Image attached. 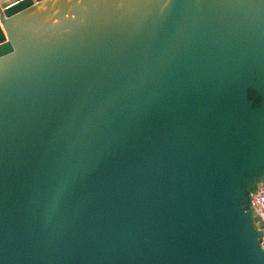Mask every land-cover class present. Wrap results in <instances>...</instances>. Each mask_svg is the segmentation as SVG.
Listing matches in <instances>:
<instances>
[{"label":"water","instance_id":"1","mask_svg":"<svg viewBox=\"0 0 264 264\" xmlns=\"http://www.w3.org/2000/svg\"><path fill=\"white\" fill-rule=\"evenodd\" d=\"M264 0H0V264H264Z\"/></svg>","mask_w":264,"mask_h":264},{"label":"built area","instance_id":"2","mask_svg":"<svg viewBox=\"0 0 264 264\" xmlns=\"http://www.w3.org/2000/svg\"><path fill=\"white\" fill-rule=\"evenodd\" d=\"M251 200L259 217H262L264 221V183H262V185L259 187L257 193L252 196ZM263 236H264V228H263Z\"/></svg>","mask_w":264,"mask_h":264}]
</instances>
